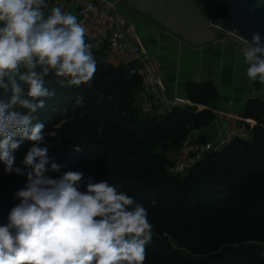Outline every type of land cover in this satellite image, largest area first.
I'll return each mask as SVG.
<instances>
[{"label": "clouds", "instance_id": "obj_1", "mask_svg": "<svg viewBox=\"0 0 264 264\" xmlns=\"http://www.w3.org/2000/svg\"><path fill=\"white\" fill-rule=\"evenodd\" d=\"M45 9L48 0H0V163L26 177L0 224V264H144L153 236L147 208L107 181L89 178L82 190L83 173H61L41 146L45 124L35 114L55 95L47 78L91 86L97 71L87 28L60 7ZM240 39L248 79L264 85L260 34ZM24 141L31 146L21 167L15 152Z\"/></svg>", "mask_w": 264, "mask_h": 264}, {"label": "trees", "instance_id": "obj_2", "mask_svg": "<svg viewBox=\"0 0 264 264\" xmlns=\"http://www.w3.org/2000/svg\"><path fill=\"white\" fill-rule=\"evenodd\" d=\"M197 1L211 18L229 14L223 0ZM92 51L97 71L91 86L62 87L49 76L47 86L55 95L45 100L36 121L46 129L61 111L75 113L57 130V143L71 154L90 147L103 152L107 144V169L118 186L154 209L170 232L186 235V226H191L195 247L215 250L190 264H264L263 255L234 249L248 242L264 244V103L253 99L246 107L245 117L257 121L250 140L236 139L223 151L209 154L180 179L167 171V152L180 149L192 131L209 125L216 117L213 110L175 105L161 119L138 116L140 78L130 75L128 66L110 63L106 51ZM255 87L261 84L257 81ZM187 91L192 102L208 107L217 98L210 84H191ZM82 92L88 96L83 106L77 105L84 100ZM99 134L108 141H98ZM233 226H240L237 235L215 237L216 229ZM163 245L172 248L170 243Z\"/></svg>", "mask_w": 264, "mask_h": 264}, {"label": "crops", "instance_id": "obj_3", "mask_svg": "<svg viewBox=\"0 0 264 264\" xmlns=\"http://www.w3.org/2000/svg\"><path fill=\"white\" fill-rule=\"evenodd\" d=\"M120 1L121 10L131 24L125 30L126 37L131 44H139L157 62L162 90L168 99L183 107L211 108L215 113L216 117L209 125L197 129L200 140H212L219 127L233 129L243 123L257 124L255 119L245 117L244 113L250 100L258 99L264 103V85L256 89L255 82L248 79V65L244 62L241 43L219 38L205 46H190L129 7L124 0ZM48 3L46 14L52 6L64 7L75 16L77 14L74 0H48ZM130 54L128 47L120 54H108L107 57L114 66H126L125 61ZM191 84L212 86L217 98L211 107L189 99L187 87ZM136 108L139 111L138 103ZM182 156L180 149L170 152V157L176 160Z\"/></svg>", "mask_w": 264, "mask_h": 264}, {"label": "built area", "instance_id": "obj_4", "mask_svg": "<svg viewBox=\"0 0 264 264\" xmlns=\"http://www.w3.org/2000/svg\"><path fill=\"white\" fill-rule=\"evenodd\" d=\"M77 5L76 17L87 28V42L98 52L120 54L130 47L131 54L125 61L129 74L141 80V90L137 96L139 111L143 116L161 119L177 105L168 99L162 90L159 66L148 56L139 44H131L125 34L131 26L121 10L120 0H74ZM63 10L68 9L61 7ZM46 12V9H45ZM235 41L240 37L230 34ZM254 126L241 124L233 129L219 127L212 140L202 141L197 130L190 133L180 150L183 156L174 165V171L185 173L203 161L209 154L223 151L236 139L250 140Z\"/></svg>", "mask_w": 264, "mask_h": 264}, {"label": "rangeland", "instance_id": "obj_5", "mask_svg": "<svg viewBox=\"0 0 264 264\" xmlns=\"http://www.w3.org/2000/svg\"><path fill=\"white\" fill-rule=\"evenodd\" d=\"M219 38L235 39L228 33H221ZM8 95H10V93ZM82 95H84L82 98L84 100H80L77 105L83 106L85 102L88 101V96L86 93L82 92ZM0 98H4L3 90H0ZM57 113L59 114V112ZM83 113L84 110H81L78 112V115L81 116ZM60 114L62 115L56 118V121L54 120V122L49 124L48 128L44 130L45 139L41 146H48L49 157L54 158L55 162L62 166L61 173L67 171H79L83 173L85 180L84 184H82V190H84V185L86 184L87 180L91 178L92 181L96 183L107 181L109 184L117 186L119 191L126 192L129 196L133 197L129 190L118 186L115 179H113L111 176L112 174L108 172L107 167L110 161V153L106 149L107 144L102 145L103 152L90 147L85 150H80L76 154H71V151L64 149L57 143V130L69 119L70 116H74L75 113L61 111ZM137 114L138 116L143 117V115L138 110ZM98 141L104 143V141H108V139L104 135L99 134ZM30 146V142L24 141L21 144V147L15 152L17 166L22 167L20 162ZM156 151H160V149L157 148ZM170 152L172 151L167 152V157H169L170 161L167 166L168 173L176 175L180 179L185 178L189 174L190 170L185 173H178L174 171V165L178 160L170 157ZM61 173L49 172L48 175L55 178ZM25 183V176L17 175L15 173L5 174L4 166L2 163H0V224L7 222L8 212L14 205L19 203V201L14 198V193L17 189L22 188ZM148 200L149 199L146 201ZM147 210L148 219L153 225V236L151 242L147 245V258L144 264H190L195 259H204L207 255H209V253L215 252V250H209L205 247L201 249H197L195 247V243L192 241L193 239L191 238V234H189L192 231V229H190L191 226H186V235L178 236L170 232L168 228L164 226L163 219L158 218L154 209L147 208ZM240 231V226H233L228 230L225 228L216 229L215 237L225 239L229 234L237 235ZM165 242L170 243L172 248H167L164 246L163 244ZM156 243H159L158 246H156ZM218 252H221V250H218Z\"/></svg>", "mask_w": 264, "mask_h": 264}, {"label": "water", "instance_id": "obj_6", "mask_svg": "<svg viewBox=\"0 0 264 264\" xmlns=\"http://www.w3.org/2000/svg\"><path fill=\"white\" fill-rule=\"evenodd\" d=\"M186 44L201 47L218 41L221 33H230L251 41L259 33L264 43V0H223L229 14L223 18L205 15L197 0H124ZM262 256L264 244L248 242L234 248Z\"/></svg>", "mask_w": 264, "mask_h": 264}, {"label": "bare ground", "instance_id": "obj_7", "mask_svg": "<svg viewBox=\"0 0 264 264\" xmlns=\"http://www.w3.org/2000/svg\"><path fill=\"white\" fill-rule=\"evenodd\" d=\"M233 35V34H232ZM236 36V35H235ZM238 37V36H237Z\"/></svg>", "mask_w": 264, "mask_h": 264}]
</instances>
